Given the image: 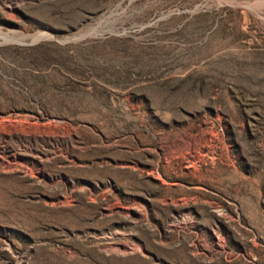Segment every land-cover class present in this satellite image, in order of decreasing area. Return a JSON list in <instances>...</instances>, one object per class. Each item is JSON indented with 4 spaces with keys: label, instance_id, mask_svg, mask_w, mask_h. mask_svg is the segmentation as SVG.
I'll return each instance as SVG.
<instances>
[{
    "label": "rangeland",
    "instance_id": "obj_1",
    "mask_svg": "<svg viewBox=\"0 0 264 264\" xmlns=\"http://www.w3.org/2000/svg\"><path fill=\"white\" fill-rule=\"evenodd\" d=\"M0 264H264V0H0Z\"/></svg>",
    "mask_w": 264,
    "mask_h": 264
}]
</instances>
